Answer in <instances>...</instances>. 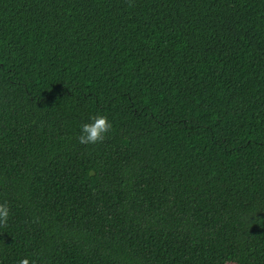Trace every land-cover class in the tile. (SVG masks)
Returning <instances> with one entry per match:
<instances>
[{"label":"trees","instance_id":"obj_1","mask_svg":"<svg viewBox=\"0 0 264 264\" xmlns=\"http://www.w3.org/2000/svg\"><path fill=\"white\" fill-rule=\"evenodd\" d=\"M5 201L0 264H264V0H0Z\"/></svg>","mask_w":264,"mask_h":264},{"label":"clouds","instance_id":"obj_2","mask_svg":"<svg viewBox=\"0 0 264 264\" xmlns=\"http://www.w3.org/2000/svg\"><path fill=\"white\" fill-rule=\"evenodd\" d=\"M112 128L113 125L108 116L97 113L90 117L89 122L81 125L77 139L79 143L85 145L103 142ZM9 215L10 206L7 201L0 203V226L7 224ZM19 264H30V261L28 258H23L19 261Z\"/></svg>","mask_w":264,"mask_h":264}]
</instances>
